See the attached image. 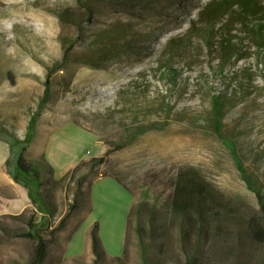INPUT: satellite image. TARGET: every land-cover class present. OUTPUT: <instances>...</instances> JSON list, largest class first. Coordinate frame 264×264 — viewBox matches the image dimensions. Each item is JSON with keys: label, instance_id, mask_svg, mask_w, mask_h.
I'll list each match as a JSON object with an SVG mask.
<instances>
[{"label": "rangeland", "instance_id": "rangeland-1", "mask_svg": "<svg viewBox=\"0 0 264 264\" xmlns=\"http://www.w3.org/2000/svg\"><path fill=\"white\" fill-rule=\"evenodd\" d=\"M207 1H164L150 10L95 5L78 33L63 29L58 17L65 9L81 13L76 0H0V129L19 139L43 97L48 69L62 59L61 35L83 38L75 56L98 55L90 45L94 33L115 24H128L133 41L113 60L69 64L51 78L50 101L25 154L53 169L50 175L33 164L52 225L42 234L43 264H94L96 222L106 251L100 264H264V78L256 48L222 75L202 56L189 65L174 62L175 84L160 75L168 66L161 61L167 39L183 33ZM217 95L229 101L219 124ZM8 156L0 141V264H30L36 243L24 234L30 217L41 214L8 175ZM186 174L213 191L203 216L196 207L174 210L175 186ZM251 222L263 241L253 237Z\"/></svg>", "mask_w": 264, "mask_h": 264}, {"label": "trees", "instance_id": "trees-1", "mask_svg": "<svg viewBox=\"0 0 264 264\" xmlns=\"http://www.w3.org/2000/svg\"><path fill=\"white\" fill-rule=\"evenodd\" d=\"M76 1L78 6L76 9L81 13L77 15L72 13L73 9H65L58 13V17L63 29L70 27L78 33L83 32L84 26L96 14L95 5L111 4L130 9L143 7L150 10L152 7H156L158 3L164 1H171L170 5L176 4V0ZM170 5L165 7L164 10L170 8ZM127 26L128 24L125 23L115 24L94 33V38L90 45L94 47L93 50H98V55L87 53L83 54V56H75V48L83 38L80 34L72 38L61 35L62 59L47 71L43 97L38 104L37 110L28 121L24 137L19 139L15 135L0 129V141L9 146V156L6 160L7 173L16 184L26 189L28 198L41 214V217H38L37 214H33L30 217L28 231L24 234L25 237L30 238L36 243L35 253L30 264H43L48 243L42 234L44 231L52 228L49 219L50 209L44 200V184L39 170H46L47 174L51 175L53 174V169L45 161L35 160V162L29 163L25 159V154L36 137L38 119L50 101L52 91L51 78L54 74L65 71L69 64L83 63L90 67H97L102 62L113 60L118 55L120 49L131 48L133 41L128 39L130 29ZM252 47H255L257 50V57H254V59L259 62L257 69L263 71L264 78V1L209 0L189 20L183 33L172 35L167 39L163 47L161 61H167L168 66L160 69V75L168 77L171 84H175V80L178 77V68L173 66L174 62L178 61L180 65H183L184 61H186L189 65L197 62L201 56L207 59L204 63L208 67L213 69V64H215L218 68L217 72L222 75L224 69L235 65L251 54L250 50ZM200 60L202 61V59ZM241 71L245 72L246 69H241ZM246 76H250V74ZM203 77L202 75L200 76V78ZM236 82L242 85L243 79L238 76ZM239 89L243 90V87ZM225 99L222 95H217L212 99L216 124H219L221 121L223 104L229 102ZM33 164H36L39 170L34 168ZM250 187L253 188L252 186ZM212 194L211 188L205 186L197 175L186 174L180 176L174 190V210L177 214H184L190 208L196 207L197 212L203 216L207 209L210 208V201L214 200ZM257 195L260 198L258 193ZM75 209L76 205L70 207L66 217L61 219L59 228H62ZM262 211L264 213V206H262ZM133 212L134 209L132 208L130 215ZM136 213H139V210ZM250 230L257 241H263V231L255 223L251 222ZM137 231L141 237L142 229L138 228ZM90 238L91 248L96 259L94 264H100L106 258V251L99 236V224L97 222L92 226Z\"/></svg>", "mask_w": 264, "mask_h": 264}, {"label": "bare ground", "instance_id": "bare-ground-1", "mask_svg": "<svg viewBox=\"0 0 264 264\" xmlns=\"http://www.w3.org/2000/svg\"><path fill=\"white\" fill-rule=\"evenodd\" d=\"M168 139V138H167ZM174 139V138H173Z\"/></svg>", "mask_w": 264, "mask_h": 264}]
</instances>
